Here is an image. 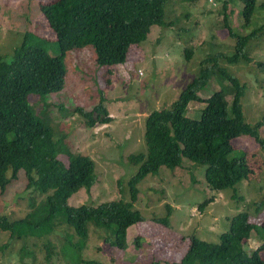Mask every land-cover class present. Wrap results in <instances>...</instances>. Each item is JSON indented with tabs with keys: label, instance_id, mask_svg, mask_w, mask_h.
<instances>
[{
	"label": "rangeland",
	"instance_id": "374dc122",
	"mask_svg": "<svg viewBox=\"0 0 264 264\" xmlns=\"http://www.w3.org/2000/svg\"><path fill=\"white\" fill-rule=\"evenodd\" d=\"M52 1L0 0V57L11 61L28 32L41 38L50 55H58L56 35L40 9L41 4ZM242 10L239 0H171L165 7L166 26H153L145 42L131 46L126 63L100 66L93 46L66 52L63 89L47 96L31 92L28 102L35 116L53 129L55 141L62 139L73 153L90 155L95 162V185L73 194L68 205L129 201L128 181L139 165L131 163L128 155L147 151L148 116L171 108L207 67L204 60L234 54L236 40L226 24L241 36L257 31L247 47L250 62L219 59L214 67H225L245 84L241 99L245 120L252 126L260 122L258 133L264 139V0L256 1L249 25L244 24ZM217 90H232L219 71L210 76L200 95L208 98ZM101 100L113 119L109 124L89 128L79 114L68 116L75 107L92 110ZM204 107V103L192 102L188 116L198 119ZM232 143L247 152L253 171L233 188L212 190L205 179L206 165L188 158L182 166H161L157 173L148 174L138 185L139 198L133 204L143 220L127 229L125 249L117 245L115 226L97 228L89 223L87 243L79 251L74 248L78 238L65 225L44 237H11L0 230V264H180L194 237L218 242L239 212H248L250 221L261 225L264 149L248 137ZM239 150L233 156L242 152ZM47 196L29 188L28 178L20 170L5 192L0 190V215L23 219ZM211 198L213 202L199 210ZM167 206L171 216L164 224ZM260 243L253 231L250 249ZM261 257L264 260V251Z\"/></svg>",
	"mask_w": 264,
	"mask_h": 264
},
{
	"label": "trees",
	"instance_id": "16d2710c",
	"mask_svg": "<svg viewBox=\"0 0 264 264\" xmlns=\"http://www.w3.org/2000/svg\"><path fill=\"white\" fill-rule=\"evenodd\" d=\"M170 1L54 0L43 3L40 9L56 35L58 55H50L42 47L41 38L28 32L11 61L0 57V190L4 193L19 177V171L24 170L28 187L48 194L45 202L23 219L10 220L0 215L2 232L18 238L44 237L53 233L58 225H65L78 238L74 248L79 251L87 243L89 223L97 228L115 226L117 245L125 249L127 229L143 220L140 211L133 209L139 198L138 185L148 174L157 173L161 166H182L184 158L204 164L207 185L218 192L235 187L253 172L247 152L235 148L232 141L248 137L264 149V139L258 133L262 124L252 126L246 122L241 104L245 84L225 67H214V62L219 59L229 63L250 62L247 47L257 31L241 36L226 24L230 36L236 40L234 54H218L204 60L207 67L171 108L153 111L148 116L147 151L128 155L131 163L139 165L128 181L129 201H110L98 206L68 205L73 194L95 185V162L90 155L73 153L62 139L55 141L53 129L33 113L28 96L31 92L47 96L63 89V58L73 49L93 46L100 66L126 63L131 46L145 42L153 26H166L165 7ZM239 1L243 4L244 24L249 25L257 0ZM217 71L231 83L232 90H217L203 98L200 92ZM192 102L205 104L198 119L188 116ZM73 112L79 114L89 128L113 120L102 100L92 110L75 107L68 116ZM238 150L242 152L233 156ZM211 202L212 198L205 201L199 210ZM167 208L164 224L171 216V208ZM253 231L261 243L250 249ZM263 233L264 223L253 224L248 212H239L230 219L229 231L222 234L218 242L194 237L180 264H264L261 257Z\"/></svg>",
	"mask_w": 264,
	"mask_h": 264
}]
</instances>
